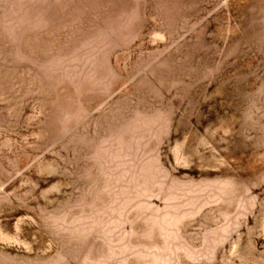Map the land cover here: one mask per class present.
<instances>
[{"label":"rangeland","instance_id":"rangeland-1","mask_svg":"<svg viewBox=\"0 0 264 264\" xmlns=\"http://www.w3.org/2000/svg\"><path fill=\"white\" fill-rule=\"evenodd\" d=\"M0 264H264V0H0Z\"/></svg>","mask_w":264,"mask_h":264}]
</instances>
